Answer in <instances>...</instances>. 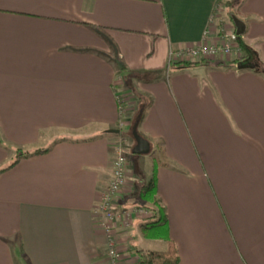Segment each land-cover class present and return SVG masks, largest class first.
I'll return each instance as SVG.
<instances>
[{"label": "crops", "instance_id": "1", "mask_svg": "<svg viewBox=\"0 0 264 264\" xmlns=\"http://www.w3.org/2000/svg\"><path fill=\"white\" fill-rule=\"evenodd\" d=\"M222 6L0 0V168L19 148L49 149L0 173V264H110L107 226L121 264L138 261L134 249L167 250L169 237L179 264H264V76L231 67L237 50L216 62L186 58L184 69L171 63L238 23L264 62V0L223 15ZM135 90L153 99L141 130L187 172L156 165L155 149L136 163L131 155L121 205L140 207L136 182L155 173L165 238L146 235L147 210L127 228L99 211L118 127L133 117L120 97Z\"/></svg>", "mask_w": 264, "mask_h": 264}, {"label": "trees", "instance_id": "2", "mask_svg": "<svg viewBox=\"0 0 264 264\" xmlns=\"http://www.w3.org/2000/svg\"><path fill=\"white\" fill-rule=\"evenodd\" d=\"M242 1L243 0H218V6L222 3H227L230 8L235 9L242 3ZM239 45V51L241 52V55L232 62L233 64L231 65V67L235 68L236 70L253 71L256 74L264 76V62L261 60L260 55L256 51V49L249 46L243 40L242 35H239ZM171 63L176 66V69H184L193 64V61L186 62L185 60H183ZM134 93L139 101V110L131 124V136L134 138V131L137 130L140 135L149 140V137L144 134V132L141 130V127L147 115L148 109L153 102V99L150 96L144 95L137 90H135ZM120 103L121 112H123L125 106L122 104L123 102L121 99ZM150 144L151 149H155L158 154L155 159L157 165L168 167V163L162 158V154L165 152L164 141H150ZM48 151L49 149L47 148H36L31 150H22L19 148L16 150L15 157L7 165L0 168V173L11 169L22 159L45 154ZM156 186L157 183L154 173L148 180V182L142 185L139 190L138 198L143 201L139 208L145 209L151 213V217L143 224L146 235L149 237L165 238L168 223L167 208L158 196ZM167 241L168 248L164 251L134 249L135 253L138 255V261L134 264H179L180 256L175 242L170 237L167 238Z\"/></svg>", "mask_w": 264, "mask_h": 264}, {"label": "built area", "instance_id": "3", "mask_svg": "<svg viewBox=\"0 0 264 264\" xmlns=\"http://www.w3.org/2000/svg\"><path fill=\"white\" fill-rule=\"evenodd\" d=\"M220 35V40L216 43H203L187 50L172 53V56L178 55L176 57L183 60L186 58L203 60L209 59L210 57L220 59V56H223L225 59L231 56L234 51H239V35L236 31L226 30L225 28ZM116 151L117 157L114 160L111 181L102 193L99 211L107 222L117 223L119 221L122 225L128 226L136 213L146 212V210L139 207L128 209L121 205L122 193L129 181L128 161L120 145L116 147ZM106 230L109 238L108 255L110 264H121L122 253L116 245L114 228L107 226Z\"/></svg>", "mask_w": 264, "mask_h": 264}, {"label": "rangeland", "instance_id": "4", "mask_svg": "<svg viewBox=\"0 0 264 264\" xmlns=\"http://www.w3.org/2000/svg\"><path fill=\"white\" fill-rule=\"evenodd\" d=\"M222 5H224V6H226V5H228L227 3L225 4V3H222ZM224 6H222L221 7V10H219V11H217V13H221V15H223V13L224 12H226V9L224 10L223 9V7ZM232 10H236V8L235 9H232ZM220 15V16H221ZM218 40H220V38L219 39H217L216 41H215V43L218 41ZM176 56H178V55H176ZM220 60H224V57L223 56H220V59L219 58H215V57H210L209 59H203L202 61H204V62H216V61H220ZM185 61L186 62H189L188 61V59H185ZM123 78V77H122ZM128 81V80H127ZM126 86V85H125ZM125 98H127L128 99V102L127 101H124L125 100ZM120 99L122 100V104L124 105V103H125V107H129L130 109H129V113L131 114V116H133L131 119L130 118H128L129 120L127 121V126H126V124L124 123V125H119V127H118V129L121 131V132H119L118 133V135H117V145H116V147L118 146V145H120L121 147H122V149H123V152H124V156L126 157V159H127V161H129V158H130V156L132 155V160H133V162H135L136 163V160H137V158H138V156L137 155H134V154H132V149L135 147V145H136V141H135V139L131 136V130H130V128H131V124H132V121L135 119V117H136V115H137V113H138V110H139V102L137 103V99H136V97L135 96H126V97H124V98H122V97H120ZM88 129V131H91L93 128H87ZM48 135H52V132H48ZM44 146H48V143H46V144H43ZM115 147V148H116ZM23 150V149H22ZM198 154H199V152H198V150H197V156H198ZM154 157H156V155L154 154L153 156H152V158H148V164L150 165V164H152L153 162H154ZM200 159V158H199ZM198 159V160H199ZM164 160L168 163V167H170V168H172V169H175V170H177V171H179V172H182V173H186L187 171L185 170V168L183 169V167H181L180 165H178V164H176V162L175 161H172V160H169V159H166V158H164ZM200 161H202L201 159H200ZM156 165H157V163H156ZM145 169V168H144ZM136 173H139V172H137L136 171ZM143 183H145L143 180H138L137 182H136V187H135V191L133 192V195L134 196H137L138 194H139V189L141 188V185L143 184ZM119 226H121V227H125V228H127V227H129L130 226V224H128V226H125V225H122V223L121 222H119ZM154 247H157V245L156 246H154ZM158 249V248H157Z\"/></svg>", "mask_w": 264, "mask_h": 264}, {"label": "water", "instance_id": "5", "mask_svg": "<svg viewBox=\"0 0 264 264\" xmlns=\"http://www.w3.org/2000/svg\"><path fill=\"white\" fill-rule=\"evenodd\" d=\"M239 29L237 31L238 35H241V24L238 23ZM134 138L136 141V145L133 148V153L135 155H146L149 154L151 151V144L150 141L148 139H146L145 137H143L142 135H140L138 133L137 130L134 131Z\"/></svg>", "mask_w": 264, "mask_h": 264}]
</instances>
